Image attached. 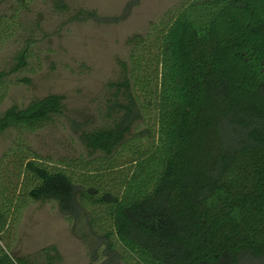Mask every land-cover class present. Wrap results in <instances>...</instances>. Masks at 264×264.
Listing matches in <instances>:
<instances>
[{
	"label": "trees",
	"instance_id": "obj_1",
	"mask_svg": "<svg viewBox=\"0 0 264 264\" xmlns=\"http://www.w3.org/2000/svg\"><path fill=\"white\" fill-rule=\"evenodd\" d=\"M128 45L120 78L108 83L110 122L80 132L89 158L55 162L20 139L4 154L0 239L27 201H53L70 221L84 211L108 261L259 264L264 0H186ZM27 55L19 52L10 72ZM63 109L59 94L13 104L0 112V131H34ZM41 253L50 264L60 259L54 246ZM0 264L28 261L0 245Z\"/></svg>",
	"mask_w": 264,
	"mask_h": 264
},
{
	"label": "rangeland",
	"instance_id": "obj_2",
	"mask_svg": "<svg viewBox=\"0 0 264 264\" xmlns=\"http://www.w3.org/2000/svg\"><path fill=\"white\" fill-rule=\"evenodd\" d=\"M184 1L0 0V72L6 73L0 112L47 94L63 96L64 103L63 113L42 128L0 131V162L19 139L55 162L89 158L79 135L110 122L107 107L114 88L108 83L121 76L129 38L146 33L152 22ZM79 10L93 15L79 16ZM24 49L26 65L10 72ZM141 122H136L138 129ZM8 222L10 233L0 245L28 264H50L41 253L48 246L60 257L51 264H133L107 260L104 241L91 232L83 210L70 221L55 202L29 200ZM253 262L264 264V258Z\"/></svg>",
	"mask_w": 264,
	"mask_h": 264
}]
</instances>
